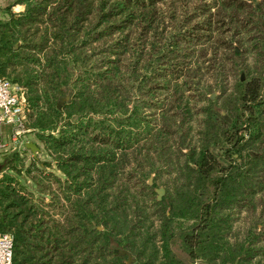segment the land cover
<instances>
[{
    "label": "trees",
    "instance_id": "trees-1",
    "mask_svg": "<svg viewBox=\"0 0 264 264\" xmlns=\"http://www.w3.org/2000/svg\"><path fill=\"white\" fill-rule=\"evenodd\" d=\"M254 1L10 0L4 11L25 10L0 26V74L27 91V128L48 157L27 164L25 149L1 164L0 233L13 238V264H127L118 250L133 264H263V214L232 238L235 217L264 202ZM251 33L245 70L228 51ZM221 48L238 74L231 89ZM207 74L219 81L216 101ZM198 98L206 105L195 113ZM169 167L173 185L158 201L147 179Z\"/></svg>",
    "mask_w": 264,
    "mask_h": 264
},
{
    "label": "rangeland",
    "instance_id": "rangeland-1",
    "mask_svg": "<svg viewBox=\"0 0 264 264\" xmlns=\"http://www.w3.org/2000/svg\"><path fill=\"white\" fill-rule=\"evenodd\" d=\"M253 5L256 8V10H261V12H260L261 29H263V32H264V1L263 0H255L253 2ZM256 6H258V8ZM254 36H256V34H253V33L246 34V35L245 34H243V35L241 34L239 37H237L234 40L233 49L228 51V52L231 53V54H229V58H232L233 52L242 54V56H241L242 59L241 60H243V63H244V66L242 65V67L245 70H247L245 68V66L246 67L247 66L250 67L251 64L254 61V58H255L253 53L250 50L251 42H253L251 40L254 38ZM218 38H220V37H216V41L218 40ZM222 40H225V36H224V38ZM222 40H221V42H222ZM221 46H222V43H221ZM224 46H222V47L224 48ZM17 47H19V45H17ZM263 47H264V41H263ZM225 54H226V52L221 48L220 51L218 52V56H217V59H216V65L218 67H220V68L225 67V69H226L225 73L226 74L223 76L224 79L222 78L221 82L223 81V84L226 85L228 89H231L234 86L236 80L238 79V74L236 73L235 69H232V65H231L230 62L223 61L224 57H225ZM207 58H211V55H208ZM236 62H240V59L238 58ZM205 64H206V66H209L208 63H205ZM216 78H217L216 76L215 77H209V75L207 74L206 77L204 78V81H203L205 83H202V85H205V86L207 84L213 85V88L211 89V91H209V98L212 100L211 96L214 95V94H216V97L212 101H216L222 95V92L219 89L217 90V88H216V84H217V82H219L218 80H216ZM191 94H193V93H191ZM198 99L199 100H197L195 102L192 101V103H191V107L194 109L195 113H197L201 108H203L206 105V102H205L206 98L205 99L204 98L203 99L202 98H198ZM201 100H203V101H201ZM195 118H199V117L196 116ZM5 129H7L8 132H10L11 134L9 133L10 134L9 139L5 140L6 141L5 142L6 147H4V148L0 147V169H1V164L4 163L5 155L10 154V153H12L14 151H19V152L22 153L25 149L27 150L26 144H23L24 141L21 144H20V142L14 143L12 141V138H11V135H12L11 127H9V126L5 127L4 126V130ZM32 134H33V136H32ZM26 140H28V143H35L40 148V152L37 154V157L40 160H43V161L48 160V157L46 155L44 147L37 140L35 132H32V133L28 134L27 137H26ZM185 153H187V154L190 153L191 154V149H187L185 151ZM24 156L26 158L27 164L29 163V161L32 158H35L33 153L31 152V150H29V149L27 150V153ZM174 174H175L174 170L171 167H169L166 170L164 169V171H162L160 174H157V175L151 174L148 177V179H147V184L149 185L150 179H153V184L149 185V186L156 185L155 188H154L155 193H156V189H159V188H164L165 190L166 189H171L172 185H173L174 178H175ZM0 176H1V174H0ZM27 184L29 186H32V183L29 180H27ZM166 194H167V190L165 191V195ZM154 197L157 199V193L154 195ZM262 214L264 215V202L260 203V206L257 207V210L254 213L247 212L246 210H242V212L239 213L237 215V217H235V219H234V235L232 236V238L233 239L237 238L238 240H240V239L242 240V237L244 238V235L246 234L245 233L246 230H248L250 228L251 224H252L251 220L253 219V217H258L259 215H262ZM263 221H264V219H263ZM155 225H157L156 221H155ZM260 229H261V227L259 229H256L255 231H253V233H258ZM262 240L263 241H261V246H264V238ZM172 248H173V251L176 253V255L178 257L186 258V255L182 252V250L180 249L178 243L173 244ZM263 264H264V261H263Z\"/></svg>",
    "mask_w": 264,
    "mask_h": 264
},
{
    "label": "built area",
    "instance_id": "built-area-1",
    "mask_svg": "<svg viewBox=\"0 0 264 264\" xmlns=\"http://www.w3.org/2000/svg\"><path fill=\"white\" fill-rule=\"evenodd\" d=\"M29 112L27 91L9 80L0 79V127L12 128L14 143H28L26 137L33 132L27 128ZM0 264H13V238L8 234L0 233Z\"/></svg>",
    "mask_w": 264,
    "mask_h": 264
},
{
    "label": "water",
    "instance_id": "water-1",
    "mask_svg": "<svg viewBox=\"0 0 264 264\" xmlns=\"http://www.w3.org/2000/svg\"><path fill=\"white\" fill-rule=\"evenodd\" d=\"M258 3V2H257ZM256 3V4H257ZM258 8V6H256ZM0 79H3V76L0 74ZM242 80H245V77L244 75H242ZM216 97V94L212 95L211 98L212 100H214V98ZM66 101H69V98H61L58 102V109L61 110L62 109V106L63 104L66 102ZM222 117L228 122V123H231L232 120L231 118L228 116L227 113H222ZM26 148L31 150V152L33 153L34 157H37V154L40 152V148L35 144V143H27L26 144ZM190 154V153H189ZM251 155L253 157H256L258 158L259 157V154H255V153H251ZM153 184V179H150L149 181V185H152ZM165 189L164 188H159V189H156V193H157V200L158 201H161L165 195ZM118 252L122 255V256H127L128 257V261H127V264H133L135 262V260L133 259L132 255L126 251V250H118ZM235 264H239V261H237Z\"/></svg>",
    "mask_w": 264,
    "mask_h": 264
},
{
    "label": "crops",
    "instance_id": "crops-1",
    "mask_svg": "<svg viewBox=\"0 0 264 264\" xmlns=\"http://www.w3.org/2000/svg\"><path fill=\"white\" fill-rule=\"evenodd\" d=\"M9 3H10V0H0V26L3 25L4 23H6L7 21H9V19L11 17V15H10L11 13L15 14L16 17H18L25 10V7L22 5H14L11 7V13L4 11V9H6L9 6ZM5 127H6V125H5ZM11 130H12V128H11ZM9 133L10 132H8L7 129L4 130V126L0 127V147L6 146L5 140L9 139L10 134H11V133L10 134ZM32 136H33V134H32Z\"/></svg>",
    "mask_w": 264,
    "mask_h": 264
}]
</instances>
